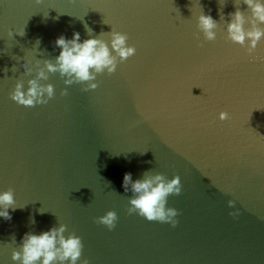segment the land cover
I'll return each mask as SVG.
<instances>
[{"label": "water", "instance_id": "water-1", "mask_svg": "<svg viewBox=\"0 0 264 264\" xmlns=\"http://www.w3.org/2000/svg\"><path fill=\"white\" fill-rule=\"evenodd\" d=\"M225 2L221 21L218 0H0V192L15 200L11 220L0 217V264H20L11 253L25 233L60 223L81 237L77 264H264V39L251 54L229 40L234 2L250 11ZM201 5L218 22L215 40L199 33ZM85 24L96 37L125 32L136 47L88 91L44 65L61 34L87 39ZM31 78L54 86L47 104L11 99L16 81L27 88ZM146 172L180 176L181 194L166 201L175 227L128 214L124 174ZM108 210L112 230L94 220Z\"/></svg>", "mask_w": 264, "mask_h": 264}, {"label": "clouds", "instance_id": "clouds-1", "mask_svg": "<svg viewBox=\"0 0 264 264\" xmlns=\"http://www.w3.org/2000/svg\"><path fill=\"white\" fill-rule=\"evenodd\" d=\"M40 3V0H36ZM250 11V17H246L244 11L234 2L235 11L229 12V19L226 21L227 38L233 43L246 47L249 54L253 53L258 42L264 39V0H242ZM219 16L223 21L225 16L223 6L219 0ZM201 11L197 17V28L199 33L207 41L216 39V29L218 28L217 20L211 16V9L206 14L201 5ZM248 25L246 27L245 25ZM85 29L89 37L81 41L80 33L74 31L72 38L68 39L63 34L55 40V45L60 49L59 55L55 57V63L45 60L44 65L49 73L59 72L61 77H68L64 80L66 85L73 83H86L83 91L94 90L98 87L96 81L97 74H103L105 71L111 75L116 72L118 59L120 62L127 60L135 55V45L127 43L129 37L125 32L117 31L112 27L110 32H101L99 37L92 36V29L85 24ZM24 36V29L8 30V35L13 37V33ZM199 33H196L199 36ZM107 35L110 40L106 41L101 36ZM36 45H39L37 40ZM110 45V46H109ZM26 73L30 72L24 65ZM17 67L12 66L11 71H16ZM5 73L9 71L7 67L3 69ZM39 79H47L44 69L37 72ZM27 88L24 82L18 79L14 89L10 92V97L19 105L26 107H35L40 104H47L54 97V86L52 84L41 85L37 78H31L27 81ZM68 94L67 88L61 90V95ZM229 113L221 111L219 119H229ZM129 185L133 196L129 198L128 214L137 213L149 221H159L170 223L175 227L178 223L176 217L178 210L173 207H166L167 197L169 195H180L182 184L179 175H174L171 179L166 178L162 173L152 174L146 172L143 179L132 180L131 173H125L123 177V187L125 192L128 191ZM13 190L0 192V217L5 220H11L9 208L15 207ZM235 201L229 200L228 205L234 207ZM239 210L230 212L229 215L237 216ZM98 224L105 225L112 230L118 220L117 213L114 210H108L104 215L94 218ZM34 222V221H32ZM67 226L60 223L59 227L52 226L49 230L39 234L27 232L22 238L19 250L13 248L11 259L19 261L20 264H77L82 255L83 243L81 237L74 232L67 236L64 233ZM15 241V237H12ZM81 264H88L84 259Z\"/></svg>", "mask_w": 264, "mask_h": 264}]
</instances>
